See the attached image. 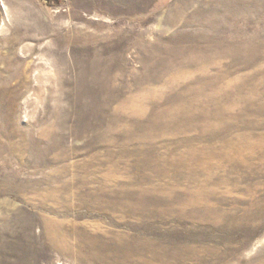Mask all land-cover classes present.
Here are the masks:
<instances>
[{"label":"rangeland","instance_id":"rangeland-1","mask_svg":"<svg viewBox=\"0 0 264 264\" xmlns=\"http://www.w3.org/2000/svg\"><path fill=\"white\" fill-rule=\"evenodd\" d=\"M0 264H264V0H0Z\"/></svg>","mask_w":264,"mask_h":264}]
</instances>
